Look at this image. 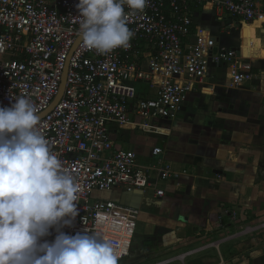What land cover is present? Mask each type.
<instances>
[{"label": "built area", "instance_id": "built-area-1", "mask_svg": "<svg viewBox=\"0 0 264 264\" xmlns=\"http://www.w3.org/2000/svg\"><path fill=\"white\" fill-rule=\"evenodd\" d=\"M78 2L0 0V106L20 96L34 105L37 129L81 187L78 215L62 230L98 232L111 241L120 262L130 254L140 210L96 194L152 188L162 197L159 182L176 173L159 158L160 146L151 149L154 162L140 164L134 151L112 142L111 127L130 124L147 132L174 117L211 64L228 66L235 86L251 80L236 50L215 48L212 38L189 42L191 2L211 4L244 22L262 21L264 12L256 0H150L143 13L125 7L135 33L131 47L100 55L82 43ZM55 235L53 230L45 239Z\"/></svg>", "mask_w": 264, "mask_h": 264}, {"label": "crops", "instance_id": "crops-1", "mask_svg": "<svg viewBox=\"0 0 264 264\" xmlns=\"http://www.w3.org/2000/svg\"><path fill=\"white\" fill-rule=\"evenodd\" d=\"M256 2L264 12V0ZM190 8L189 42L212 38L215 48L236 50L251 80L235 86L228 66L211 64L174 117L147 132L111 127L112 142L140 164L154 162L151 149L160 146L176 176L159 182L162 197L152 188L96 195L140 210L144 240L132 241L120 264H264V19L240 21L211 4Z\"/></svg>", "mask_w": 264, "mask_h": 264}, {"label": "clouds", "instance_id": "clouds-1", "mask_svg": "<svg viewBox=\"0 0 264 264\" xmlns=\"http://www.w3.org/2000/svg\"><path fill=\"white\" fill-rule=\"evenodd\" d=\"M150 0H79L83 45L106 55L127 50L135 33L127 7L143 13ZM40 117L24 96L0 106V264H119L111 241L98 232L74 235L80 185L37 129ZM56 235L54 240L45 237Z\"/></svg>", "mask_w": 264, "mask_h": 264}, {"label": "rangeland", "instance_id": "rangeland-1", "mask_svg": "<svg viewBox=\"0 0 264 264\" xmlns=\"http://www.w3.org/2000/svg\"><path fill=\"white\" fill-rule=\"evenodd\" d=\"M122 198H123V195H122ZM114 200L117 201V199H114ZM140 225L141 224H140L139 220L137 219L136 230H135L134 237H133V243L136 242L138 244L140 240H144V235H142V232L140 230ZM132 249H133V246H132L131 250ZM120 263H123V261H120L119 264ZM132 264H135V263H132Z\"/></svg>", "mask_w": 264, "mask_h": 264}, {"label": "water", "instance_id": "water-1", "mask_svg": "<svg viewBox=\"0 0 264 264\" xmlns=\"http://www.w3.org/2000/svg\"><path fill=\"white\" fill-rule=\"evenodd\" d=\"M64 76H65V71H64ZM63 86H64V78H63V81H62V83H61L60 90H59V94H58V96H57V98H56V101H57V100L61 97V95H62ZM216 171H217L218 174H221V173H222L221 170H215V172H216ZM127 194H130V193H127ZM119 201L122 202V203H125V204L132 205V204H130V203L124 202L123 200H119ZM133 206H134V205H133ZM184 219H185V218H184Z\"/></svg>", "mask_w": 264, "mask_h": 264}]
</instances>
